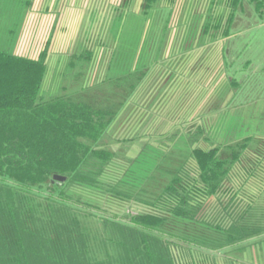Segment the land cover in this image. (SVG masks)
Here are the masks:
<instances>
[{
    "label": "trees",
    "instance_id": "trees-1",
    "mask_svg": "<svg viewBox=\"0 0 264 264\" xmlns=\"http://www.w3.org/2000/svg\"><path fill=\"white\" fill-rule=\"evenodd\" d=\"M211 2L201 29L212 41L235 33L238 13L247 5L264 19V0ZM141 3L138 14H124L109 48L99 53L85 47L69 56L72 78H83L80 87L51 94L43 90L49 43L37 57L14 50L32 0H0V264H217L219 256L224 264H250L242 253L264 239L263 194L238 199L246 184L234 178L237 165L264 149V136L244 135L241 112L250 102L240 98L245 78L228 71L200 111L202 121L170 134L169 142L181 134L192 145L178 165L162 163L168 160L164 140L157 147L150 143L158 128L146 120L151 107L135 132L117 139L142 140L137 155L109 143L134 111L132 104L138 107L131 100L166 47L169 17L160 23L158 13L166 15L171 7L165 0ZM215 7L221 9L217 16ZM150 17L144 46L143 28L128 22L136 18L141 27ZM97 55L104 71L89 83ZM77 63L81 67L73 72ZM154 150L163 155L156 154L153 169L138 168ZM158 175L160 186L148 188ZM116 203L124 211L113 210Z\"/></svg>",
    "mask_w": 264,
    "mask_h": 264
},
{
    "label": "rangeland",
    "instance_id": "rangeland-1",
    "mask_svg": "<svg viewBox=\"0 0 264 264\" xmlns=\"http://www.w3.org/2000/svg\"><path fill=\"white\" fill-rule=\"evenodd\" d=\"M64 1L59 28L56 25L57 21L50 17L48 20L43 16L39 17L37 20L39 23L33 18L31 23L27 24L25 40H22L18 46L23 53L28 52L35 55L46 43H49L48 49L50 48L51 51L48 53L47 61L48 78L45 80L43 90L51 94L56 92L64 94L77 89L82 84L83 78H72L70 68L68 69L70 55L85 47L95 49L99 53L103 52L104 47L109 48L115 42L114 31L122 25L123 16L128 9L136 14L142 11V0ZM33 2L34 0H32ZM211 3V0H165V6L171 7L172 10L166 15L161 11L158 16L161 17L160 23L163 22V18L169 17L167 30L165 29L166 47L161 59L148 72L147 80L142 85L141 92L137 94L138 97L135 96L136 98L131 100V103L134 100L138 101L139 104L136 102L138 107L132 104L131 109L134 111L127 114V118L115 129L114 135L110 136L112 138L109 143L113 148L122 150L123 154L127 156L137 155L142 149L140 144L142 140L135 143H130V141L124 143L117 139L126 138L135 132V125L145 113V107L149 110L151 107L150 111L152 112L147 114V117L151 118H146V120L151 119L149 122L155 123L158 128L150 143L157 147L161 144L160 140H164L162 142L163 150L167 154L168 160L162 161V163L164 162L166 165L181 163L189 155L192 145L187 138H182L181 134L174 141L169 142L170 134L182 130L185 126L202 121L201 115H199L200 111L208 105L209 99L225 80L228 71L235 74L239 80L245 78L243 90L240 93L241 99L255 102L257 99L264 98V19H259L258 14L254 12V7L247 5L244 12L238 13L234 27L235 33L229 37H218L212 41L211 35L202 36L201 29L209 17ZM57 5H55V9L60 7ZM215 8L217 16L221 9ZM152 16L158 22L157 13ZM152 18L141 23V27L138 26L140 21L136 18H133L130 23L128 22L132 28L135 26L143 28L144 33L140 42L145 41L144 46L148 44L147 29L152 26ZM191 28H193V32H191ZM97 58H99L98 55L92 61V66H89L93 71L92 74L86 70L90 76L87 77L89 83L98 79V76L102 77L104 71V65L99 64ZM77 64L75 69L72 68L73 72L80 69L81 64ZM98 92L99 95L104 94L103 91L99 90ZM157 93H160L159 98H156ZM157 111L161 117H157ZM217 119L218 116L215 117L214 122H217ZM147 129L152 130L154 127L149 126ZM196 145L197 143L194 146ZM201 145L206 147L207 144L201 142ZM263 150L260 149L261 152L253 155L250 154L242 164L237 165L234 169V178H237L238 182L246 184L238 195V199L242 201L244 197L248 200L253 198L257 200L262 194L264 197ZM154 151L148 153L147 158L143 157L144 162L137 167L144 170L145 167L151 165L153 169L156 164L155 158L160 154L163 155V153H158V151L154 153ZM256 160L257 165L253 163ZM187 161L190 165L194 164L192 159ZM252 165L256 167L251 169ZM140 172L143 173L142 170ZM155 172L157 171L155 170ZM162 182L163 180L158 175V177L149 180L147 187L156 189ZM106 205H110V203L107 202ZM112 205L116 212L124 211L123 205L121 207L117 203ZM135 206L134 204L130 209L133 211L136 209ZM177 255L178 258H184L181 252H178ZM242 255L243 260L250 264H264V239L246 247ZM209 262L210 260L206 264ZM218 262L224 264L222 256L217 258V264Z\"/></svg>",
    "mask_w": 264,
    "mask_h": 264
},
{
    "label": "crops",
    "instance_id": "crops-1",
    "mask_svg": "<svg viewBox=\"0 0 264 264\" xmlns=\"http://www.w3.org/2000/svg\"><path fill=\"white\" fill-rule=\"evenodd\" d=\"M64 2H65L64 0H34V2L29 6V9L24 12V16H23L24 23L14 48L15 53L29 57H37L40 54V51L42 49H40V51L37 54L31 55V53L28 52L23 53L18 48L22 40H25L27 36L25 32L27 29V24H30L33 18L37 21L39 17L41 18L43 16L44 18H47V20L49 19L48 17L52 18V20H56L57 22L56 21L55 22L56 25L58 26L57 28H59L60 27L59 21L63 15L62 5ZM57 4L60 7H57L55 9V5ZM5 16L10 17V12L6 13ZM37 22L39 23V21ZM50 51L51 49L49 48V53ZM241 113H242L241 118L247 125V126L245 125L246 128L244 131V135L257 134L263 137L264 136V98L257 99L255 100V102L247 103L246 105H244Z\"/></svg>",
    "mask_w": 264,
    "mask_h": 264
}]
</instances>
